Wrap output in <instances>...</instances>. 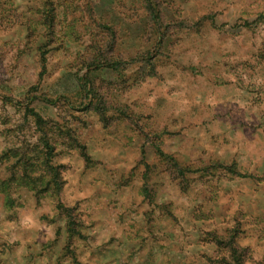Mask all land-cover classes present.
I'll list each match as a JSON object with an SVG mask.
<instances>
[{
	"label": "rangeland",
	"instance_id": "rangeland-1",
	"mask_svg": "<svg viewBox=\"0 0 264 264\" xmlns=\"http://www.w3.org/2000/svg\"><path fill=\"white\" fill-rule=\"evenodd\" d=\"M234 232L260 263L264 0H0V264H224Z\"/></svg>",
	"mask_w": 264,
	"mask_h": 264
},
{
	"label": "trees",
	"instance_id": "trees-1",
	"mask_svg": "<svg viewBox=\"0 0 264 264\" xmlns=\"http://www.w3.org/2000/svg\"><path fill=\"white\" fill-rule=\"evenodd\" d=\"M174 168L177 169L178 174H180L182 176L185 175L186 171H184L183 169H180L176 163L174 165ZM144 189H146L145 192H146V194H148L147 188L145 187ZM237 224H239V222ZM252 229L255 230V228H253V227H252ZM233 234L234 235H232V236L228 235L230 237V242L228 244L229 251L232 252V255L230 257V261L226 260L227 255L224 254L223 263L224 264H247L248 262L251 261V257L248 253V250L239 248V246L235 244L234 239L236 237V233L234 232ZM257 264H264V254H263V257H262V260L260 261V263H257Z\"/></svg>",
	"mask_w": 264,
	"mask_h": 264
}]
</instances>
